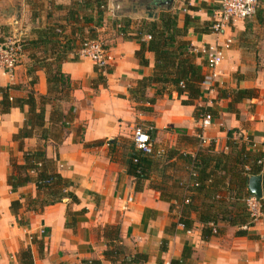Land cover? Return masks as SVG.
I'll return each mask as SVG.
<instances>
[{
  "label": "crops",
  "instance_id": "1",
  "mask_svg": "<svg viewBox=\"0 0 264 264\" xmlns=\"http://www.w3.org/2000/svg\"><path fill=\"white\" fill-rule=\"evenodd\" d=\"M74 1L0 0V39L4 30L10 29L22 40L25 37L24 42L34 40L36 31L46 26H60L68 35L67 15ZM145 2L148 0H108L104 24L96 29L109 57L102 83L97 81L94 64L77 54H69L60 66L73 84L71 102L63 108L67 112L72 107L74 117L66 124L60 143L46 144L45 155L62 178L74 183L68 190L76 196V203L64 198L40 213L26 211V201L37 196L35 186L29 184L12 192L7 185L10 157L23 163V153L12 137L26 119V112L13 108L8 114H0V264H19L18 254L27 247L34 264H84L91 260L111 264L102 255L106 248L102 229L112 225L119 226L120 238L129 251L147 255L145 264L172 260L181 264H264V218L248 227L243 236H236L238 228L219 224L221 233L204 239L203 225L197 222L189 231L177 225L172 235H166L165 228L177 218H171L174 213L169 212L170 203L154 188L166 178L167 188L185 179L184 172L162 167L165 162H174L179 154L194 155L199 147L210 144L216 151L227 152L229 131H234L233 139L242 137L246 141L251 137L255 146L252 150L264 144V0H260L254 16L236 20L217 34L210 27L220 0H175L171 11L179 14L178 27L184 26L185 16L189 18L185 40L192 50L220 45L227 39L231 44L217 68V77L201 85L197 103L184 105L186 96L159 95V88L152 86L145 94L154 100L152 105L144 103L151 107L149 112L138 110V104L128 97V90L137 80L150 76L154 66L152 53L146 54L145 67L135 58L140 47L136 24L142 19L153 20L140 8ZM121 19L130 23L123 33L112 24ZM20 62L13 79L0 74V87L12 86L11 97L24 96L32 89L27 70L36 65L33 90L45 95L46 75L38 67L42 64H33L26 53ZM197 63L206 74L201 58ZM236 89L258 92L257 97L235 104L238 116L228 110L229 99L223 97ZM199 108L212 111L211 124L206 128L201 127L204 115L200 112L196 116ZM138 125L148 129L154 153L165 154L163 161L153 163L149 178L140 184L141 191L135 190L134 178L127 174L135 151L132 133ZM39 143L35 138L26 139L24 149ZM12 201L23 205L17 217L9 209ZM34 239L42 240L44 248L33 243ZM164 239L167 242L162 251Z\"/></svg>",
  "mask_w": 264,
  "mask_h": 264
},
{
  "label": "trees",
  "instance_id": "2",
  "mask_svg": "<svg viewBox=\"0 0 264 264\" xmlns=\"http://www.w3.org/2000/svg\"><path fill=\"white\" fill-rule=\"evenodd\" d=\"M72 4L67 15V25L70 26L68 35L64 34L65 30L60 26H46L36 31V39L22 41L23 53L27 54L33 64H42L38 67L46 75V94L38 95L33 90L37 83L36 65L27 70L32 89L24 96L11 97L10 91L14 89L12 86L0 87V114H8L13 108L26 112V119L12 137L18 144L19 151L23 153V163L18 164L15 158L10 157L7 185L12 192L29 184L35 186L37 196L26 201V211L34 213H40L64 198L77 202L74 193L68 190L74 187V183L62 178L51 167L52 161L46 158L45 147L49 141L61 142L66 124L74 117L72 107L67 112L63 108L71 102L73 84L62 73L60 66L69 54L76 55L85 40L98 38L96 29L104 24L105 15L108 13V0H75ZM178 20L179 14L176 11H168L161 12L156 19H142L136 24V39L139 40L140 47L135 52V58L145 67L148 65L146 54L152 53L154 56L152 74L137 80L128 90L129 99L138 104L136 108L140 111L152 110L150 106H144L145 102L150 105L154 103V100L145 96L146 90L152 86L159 88V95L186 96V100L182 101L184 105H193L200 98L201 85L206 80V74L197 63L200 55L185 40L189 18L184 17L182 28L178 27ZM112 24L120 27L122 33L130 26L129 22L122 19L113 20ZM94 70L99 75L97 81L102 83L103 73L108 72L107 67H95ZM257 95L258 92L254 89H236L229 94H223V97L229 99L228 110L238 116L235 104L245 99L251 100ZM200 112L204 116L212 117L211 110L199 108L196 116ZM232 132L234 131L227 133V152L216 151L213 144H210L199 147L194 155L179 154L174 162L164 161L162 164L164 168L172 167L186 174L185 179L172 183L170 188H167L168 178L160 185H154L160 197L170 203L169 212L174 213L171 218H177L165 228L166 235H172L177 225L189 231L196 222L203 225L204 239L221 233L219 224L238 228L236 236L246 235V229L253 224L247 211V200L250 198L247 178L251 175L262 176L263 198L260 203L264 213V144L258 150H252L251 137L246 141L242 137L233 139ZM31 138L40 143L35 148L25 150L24 142ZM195 141L198 142L197 139ZM164 158L165 154L153 152L144 155L134 151L128 162L127 174L134 178L136 191H141L140 184L149 178L153 163L163 161ZM173 188H176L175 192ZM22 207L19 201H12L9 209L17 217ZM210 224L215 226L216 234H212ZM69 225L73 226L74 222ZM102 233L106 246L102 254L105 261L111 264L147 262L146 254L132 253L123 245L119 226H105ZM166 242L167 240H162V251L165 250ZM33 243L38 244L40 249L44 248L42 240L34 239ZM184 256L185 251L182 260ZM18 263L34 264L29 247L19 252ZM84 264H101V261H84ZM169 264H181V261L172 260Z\"/></svg>",
  "mask_w": 264,
  "mask_h": 264
},
{
  "label": "built area",
  "instance_id": "3",
  "mask_svg": "<svg viewBox=\"0 0 264 264\" xmlns=\"http://www.w3.org/2000/svg\"><path fill=\"white\" fill-rule=\"evenodd\" d=\"M258 2L259 0H220L217 16L210 27L211 32L215 34L223 32L236 20H245L254 16L258 9ZM230 44L231 40L227 39L220 45H203L198 50H193L200 55V58L204 62L203 65L207 70L204 83H209L217 77V68L223 62L225 52L229 50ZM22 54V39L19 36H13L6 41L0 42V74L13 79ZM76 54L80 58L89 59L98 69H105L108 66L109 57L107 56L103 42L98 38L85 40ZM211 118L210 115L203 116L201 127L206 128L210 126ZM201 142L205 143L203 139H201ZM132 146L134 150L144 155H150L154 152L147 128L138 125L133 129ZM251 149H255L254 144L251 146ZM260 200L252 196L247 200V211L253 223L258 222L264 217ZM209 227L212 234H216L215 226L210 224Z\"/></svg>",
  "mask_w": 264,
  "mask_h": 264
},
{
  "label": "water",
  "instance_id": "4",
  "mask_svg": "<svg viewBox=\"0 0 264 264\" xmlns=\"http://www.w3.org/2000/svg\"><path fill=\"white\" fill-rule=\"evenodd\" d=\"M175 0H148L140 5L141 10L149 19H156L161 12L171 11ZM247 188L250 196L257 199L263 198L262 176L251 175L247 178Z\"/></svg>",
  "mask_w": 264,
  "mask_h": 264
},
{
  "label": "rangeland",
  "instance_id": "5",
  "mask_svg": "<svg viewBox=\"0 0 264 264\" xmlns=\"http://www.w3.org/2000/svg\"><path fill=\"white\" fill-rule=\"evenodd\" d=\"M259 3H260V0H259V2H258V6H259ZM213 22H214V20H213ZM212 24H213V23H212ZM9 30H10V29H9ZM9 30H4V37L0 39V42L6 41L8 38H12L13 35H14V36H17V35H15L16 32H14V33L11 32V33H10ZM23 38L25 39V37H23ZM24 39H23V40H24ZM23 40H22V41H23ZM23 59H25V58H22V60H23ZM22 60H21V61H22ZM20 63H21V62H20Z\"/></svg>",
  "mask_w": 264,
  "mask_h": 264
}]
</instances>
